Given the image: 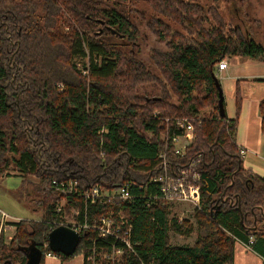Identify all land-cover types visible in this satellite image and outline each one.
Masks as SVG:
<instances>
[{
	"label": "trees",
	"instance_id": "1",
	"mask_svg": "<svg viewBox=\"0 0 264 264\" xmlns=\"http://www.w3.org/2000/svg\"><path fill=\"white\" fill-rule=\"evenodd\" d=\"M198 1L157 0L193 39L182 42L175 33L179 41L169 42L170 53L159 62L169 86L136 96V83L158 84L159 79L110 44L115 38L136 39L118 4L0 0V174L12 168L23 181L36 178L33 190L41 209L38 220L8 222L15 232L7 246H0V264H25L28 247L41 253L40 264L51 252L47 235L62 195L48 188L50 180H75L80 188L145 182L159 166L163 117H187L195 125L196 138L185 156L168 160L179 167L198 161L200 209L194 212L199 238L190 247L172 246L169 231L189 234L188 226L169 219L168 206H147L138 198L121 210L132 225L133 250L125 253L124 264H233L235 241L264 258V178L243 168L234 141L238 88L236 117H220L214 80L215 65L225 58L264 63V45L238 28L225 31L215 13L208 24ZM77 58L86 59L81 68L74 63ZM172 96L175 103L169 102ZM205 105L211 111L198 118ZM154 110L161 115L153 117ZM258 110L264 134V99ZM82 251L80 245L74 255Z\"/></svg>",
	"mask_w": 264,
	"mask_h": 264
},
{
	"label": "built area",
	"instance_id": "2",
	"mask_svg": "<svg viewBox=\"0 0 264 264\" xmlns=\"http://www.w3.org/2000/svg\"><path fill=\"white\" fill-rule=\"evenodd\" d=\"M225 68L223 60L216 64L215 76ZM152 116L157 117L158 112ZM163 122L166 128L162 133L163 149L157 154L159 166L150 172L145 182L128 180L113 188L100 184L80 188L75 180L53 179L48 183L49 188L61 194L66 206L71 208L68 216L64 203L56 204L57 218L50 222L49 232L60 225L77 231L81 237L78 247L82 245L83 264H124L125 253L133 250L130 242L132 225L121 211L126 203L140 198L147 206H168V210L169 206L182 203L191 204L194 210L200 209L199 174L194 171L198 161L190 160L179 167L168 160L169 155L174 158L185 156L186 149L196 138L195 125L185 117L164 118ZM238 152L244 153L242 149ZM0 223L1 226L8 224L7 215L1 210ZM46 255L59 257L53 252Z\"/></svg>",
	"mask_w": 264,
	"mask_h": 264
},
{
	"label": "rangeland",
	"instance_id": "3",
	"mask_svg": "<svg viewBox=\"0 0 264 264\" xmlns=\"http://www.w3.org/2000/svg\"><path fill=\"white\" fill-rule=\"evenodd\" d=\"M106 2L108 5L118 4L125 11L137 32L136 39L132 43L115 38L111 39L110 44L113 43L117 46L116 49L122 53L123 58H133V60L138 61L141 64L140 67L149 74L150 78L159 79L158 84L154 81L136 83V89L138 90L134 95L147 96L152 90L157 92L163 86L166 87L165 85H168V83L166 78L161 76L159 62H162L163 55L170 53L169 42L171 40L175 43L179 41L174 36L175 33L180 36L182 42L191 41L193 37L183 29L180 22L174 21L176 18L173 20L172 16H167L169 12H164L166 6H162L157 0H106ZM197 4L203 8L204 15L209 16L208 24L212 23L211 13H215L224 25L225 31L230 30V28H238L240 34L247 35L256 43L264 45V0H199ZM100 32L102 30L98 33ZM227 60L240 64L246 58L235 56L229 57ZM85 62L86 59L83 58L74 60L77 68ZM55 87L58 92H61V84L57 83ZM140 88H145L147 91L143 92ZM169 102L175 103L176 98L172 96ZM210 111V107L205 105L200 109L197 117H203L209 114ZM154 112L158 111L154 110L151 114ZM135 122L139 121L136 120ZM6 172H8V175H6ZM6 172L0 174V210L7 215L8 221H35L40 219L41 209L37 205L39 197L38 193L33 190L34 185L38 182L37 179L28 176L23 181L22 176L12 168H9ZM58 203H64L65 212L68 216L71 215V208L66 206L64 199H60ZM72 206L75 207L76 204H72ZM173 218L186 224L190 229V233L177 234L169 231V243L178 247L195 245L199 238V224L195 218L193 206L188 203L169 206V219ZM14 232V227L6 223L1 226L0 223V246H7ZM76 256H82V254H76Z\"/></svg>",
	"mask_w": 264,
	"mask_h": 264
},
{
	"label": "crops",
	"instance_id": "4",
	"mask_svg": "<svg viewBox=\"0 0 264 264\" xmlns=\"http://www.w3.org/2000/svg\"><path fill=\"white\" fill-rule=\"evenodd\" d=\"M223 61L226 62V68L217 77L218 81L220 80L225 115L228 119L236 117V88L241 98L234 141L238 149L244 151L241 155L242 166L264 178V134L261 133V118L258 110L260 101L264 99V63L248 58L240 64L232 63L227 58ZM8 222L15 223V221ZM252 242V237H249V243ZM263 263L264 258L250 246L235 241L233 264ZM43 264H83V258L73 255L69 259H62L45 255Z\"/></svg>",
	"mask_w": 264,
	"mask_h": 264
},
{
	"label": "water",
	"instance_id": "5",
	"mask_svg": "<svg viewBox=\"0 0 264 264\" xmlns=\"http://www.w3.org/2000/svg\"><path fill=\"white\" fill-rule=\"evenodd\" d=\"M215 84L219 90L218 112L220 117L225 116L223 109V96L219 81L214 75ZM80 235L74 229L68 226H57L47 235V244L51 252L65 257L73 256L80 242ZM26 255L25 264H40L41 253L34 247H28L24 250Z\"/></svg>",
	"mask_w": 264,
	"mask_h": 264
},
{
	"label": "bare ground",
	"instance_id": "6",
	"mask_svg": "<svg viewBox=\"0 0 264 264\" xmlns=\"http://www.w3.org/2000/svg\"><path fill=\"white\" fill-rule=\"evenodd\" d=\"M196 122V121H195Z\"/></svg>",
	"mask_w": 264,
	"mask_h": 264
}]
</instances>
